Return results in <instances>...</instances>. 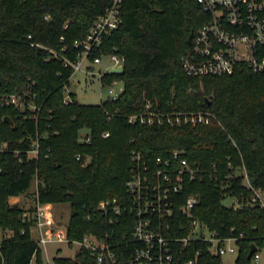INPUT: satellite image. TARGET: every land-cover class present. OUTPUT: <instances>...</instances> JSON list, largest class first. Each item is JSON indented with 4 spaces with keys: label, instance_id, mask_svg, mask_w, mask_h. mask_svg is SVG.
Listing matches in <instances>:
<instances>
[{
    "label": "trees",
    "instance_id": "obj_1",
    "mask_svg": "<svg viewBox=\"0 0 264 264\" xmlns=\"http://www.w3.org/2000/svg\"><path fill=\"white\" fill-rule=\"evenodd\" d=\"M109 3L0 0V96L18 92L36 106L31 111L0 104V140L7 142L0 151V228L11 231L1 241L0 264H44L41 247L31 236L32 220L23 217L22 206L9 202L11 196L26 194L35 178L38 203L70 202L68 238L109 233L115 252L114 261L98 263L95 254L80 248L74 258L55 256L54 264H129L136 243L123 242L122 235L130 232L132 217L111 224L98 205L127 196L132 150L155 160L176 149L199 166L202 176L185 182L173 226L186 220L179 205L190 193H198L194 216L218 235L236 237V261L247 264L250 244L264 246V208L223 204L225 193L244 202L250 194L242 176L223 177L243 165L250 182L264 188V72L241 64L228 74L187 75L180 57L189 37L209 17L198 0H122L121 24L90 55L123 57L122 74L107 71L101 77L103 84L120 79L122 92L97 104L81 103L70 92L71 100L65 102L73 73L65 62L77 59L75 40L84 38ZM147 101L162 111L205 109L214 117L210 123L180 125L130 122L129 115L142 112ZM81 127L89 129V141L79 139ZM34 140L38 153L29 157ZM197 251L195 264H221V255L212 254L208 242L198 239L177 257L184 262Z\"/></svg>",
    "mask_w": 264,
    "mask_h": 264
},
{
    "label": "built area",
    "instance_id": "obj_2",
    "mask_svg": "<svg viewBox=\"0 0 264 264\" xmlns=\"http://www.w3.org/2000/svg\"><path fill=\"white\" fill-rule=\"evenodd\" d=\"M109 1L105 10L94 19L84 38L76 39L74 42V45L80 48L78 57L75 61L65 62L72 66L73 73L82 67L85 59L100 62L101 55L93 59L90 55L101 48L105 37L121 24L122 0ZM198 2L209 17L191 36L190 45L180 57L183 71L190 76L221 75L231 73L237 66L244 64L252 72H264V0H198ZM44 18L48 19L49 16L45 15ZM108 55L114 62L112 66L123 65L121 55L117 53ZM119 80L114 78L111 82L116 83ZM66 89L64 101L68 102L71 97L70 91L66 92ZM112 98L115 97L108 99ZM0 104H13L22 110L36 109L33 102H27L25 95L18 92L1 95ZM213 117L214 114L205 109L162 111L157 105L154 106L147 101L142 112L131 114L128 119L130 122L139 120L149 124L157 122L180 125L210 123ZM107 135L108 132H105L104 136ZM90 138L91 135L87 134L79 139L89 141ZM6 148L7 142L0 140V151ZM38 148L39 143L34 140L27 151L28 156L35 157ZM76 157L80 158V155ZM131 159L133 167L126 181L127 196L121 199L116 197L103 199L98 205V209L107 215L111 224L120 219L126 223L127 219L132 217L130 232L122 235L123 242L136 243L130 254L129 264H195L198 251L193 258L184 262H180L177 253L178 251L181 253L190 241L196 239L208 242V250L212 254L222 255L227 251H236L238 254L236 237L218 235L206 222L194 216L193 208L200 201L198 193H190L178 207L186 220H180L176 227L172 224L175 206L185 182L202 176L198 165L191 164L182 156V151L177 149L169 157L155 160H150L142 151L132 150ZM87 161L86 158L84 164ZM234 175L242 176L241 182L250 194L244 202L240 197L225 193L233 199L230 205L240 207L243 204H257L264 208V188L254 186L250 182L245 167L241 165L234 168L232 173L224 175L223 180ZM33 217L34 222L40 226L39 206ZM4 236L7 235H3L0 228V244ZM109 236V233L104 237L85 234L82 239H71L66 233L57 235L52 232V238L41 234L36 241L39 246L50 240L65 242L68 247L77 245V249L89 250L96 255L98 263H102L115 260ZM256 246L257 249L249 257L254 264H258L261 258L259 252L261 246Z\"/></svg>",
    "mask_w": 264,
    "mask_h": 264
},
{
    "label": "rangeland",
    "instance_id": "obj_3",
    "mask_svg": "<svg viewBox=\"0 0 264 264\" xmlns=\"http://www.w3.org/2000/svg\"><path fill=\"white\" fill-rule=\"evenodd\" d=\"M113 60L108 54H102L100 56V62L96 63L90 59H85L82 62V67L77 69L70 77L69 86L66 92L70 91L75 94L76 99L81 103L97 104L103 100L114 96L117 97L123 90V82L121 80L116 83L108 82L102 84L101 74L108 71L109 67L113 65ZM79 138L85 137L89 133L87 127H81L79 129ZM37 179H33L30 189L26 194H22L17 198L11 199V204L17 203L22 206L26 211L23 217L26 220H32L31 236L33 239H38L41 234L47 238H52L51 233L65 234L66 226L72 214V206L68 201L58 202H45L41 203L37 201L34 196ZM233 199L225 195L222 199V203L230 205ZM40 215V226L34 222V215L38 210ZM3 235H9L11 233L8 229H2ZM42 258L44 264H54L53 258L55 256H73L77 249V245L68 247L65 242H58L55 240L48 241L45 245H41ZM261 254L260 262L258 264H264V246L259 249ZM237 252L227 251L221 255V264H239L236 261ZM31 264H34V260ZM247 264H254L253 260L249 258Z\"/></svg>",
    "mask_w": 264,
    "mask_h": 264
},
{
    "label": "water",
    "instance_id": "obj_4",
    "mask_svg": "<svg viewBox=\"0 0 264 264\" xmlns=\"http://www.w3.org/2000/svg\"><path fill=\"white\" fill-rule=\"evenodd\" d=\"M190 40H191V37H189V41ZM108 72L109 73H114V74H122L123 73V65L120 64L118 66H113V67L108 69ZM4 120L6 122H8L11 126H14V121H13V119L11 117L5 116ZM256 249H257L256 244L254 242H252L250 244V248H249V252H248L247 257L249 258L251 256L252 252L255 251ZM74 257H75V255L71 256V258H74Z\"/></svg>",
    "mask_w": 264,
    "mask_h": 264
},
{
    "label": "crops",
    "instance_id": "obj_5",
    "mask_svg": "<svg viewBox=\"0 0 264 264\" xmlns=\"http://www.w3.org/2000/svg\"><path fill=\"white\" fill-rule=\"evenodd\" d=\"M111 67H113V66H110L109 68H111ZM37 186V185H36ZM20 196V195H19ZM19 196H11L10 198H9V202L11 201V199L12 198H17V197H19Z\"/></svg>",
    "mask_w": 264,
    "mask_h": 264
}]
</instances>
